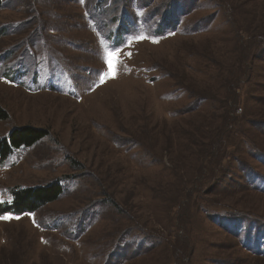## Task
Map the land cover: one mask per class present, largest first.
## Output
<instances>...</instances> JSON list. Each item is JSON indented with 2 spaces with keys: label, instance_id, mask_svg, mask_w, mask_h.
Masks as SVG:
<instances>
[{
  "label": "rangeland",
  "instance_id": "obj_1",
  "mask_svg": "<svg viewBox=\"0 0 264 264\" xmlns=\"http://www.w3.org/2000/svg\"><path fill=\"white\" fill-rule=\"evenodd\" d=\"M0 107V264H264V0H2Z\"/></svg>",
  "mask_w": 264,
  "mask_h": 264
},
{
  "label": "trees",
  "instance_id": "obj_2",
  "mask_svg": "<svg viewBox=\"0 0 264 264\" xmlns=\"http://www.w3.org/2000/svg\"><path fill=\"white\" fill-rule=\"evenodd\" d=\"M2 0H0V7ZM8 117L6 111L0 107V120ZM47 135L43 129L31 126H23L0 139V162L7 159L14 150L29 148L39 142ZM63 192L61 183L54 182L51 185L39 186L12 191L10 205H1L2 209L9 210L15 214L32 212L37 208L56 200Z\"/></svg>",
  "mask_w": 264,
  "mask_h": 264
},
{
  "label": "snow or ice",
  "instance_id": "obj_3",
  "mask_svg": "<svg viewBox=\"0 0 264 264\" xmlns=\"http://www.w3.org/2000/svg\"><path fill=\"white\" fill-rule=\"evenodd\" d=\"M137 39H143V37H138ZM117 59V54L114 52H110L108 54L107 64L109 68V74L114 75L115 74V62ZM107 75V74H106ZM3 219H10V217L5 216Z\"/></svg>",
  "mask_w": 264,
  "mask_h": 264
}]
</instances>
